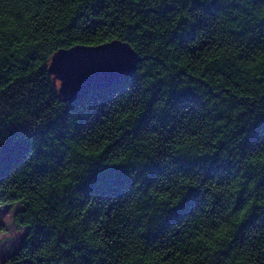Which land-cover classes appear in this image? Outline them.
I'll list each match as a JSON object with an SVG mask.
<instances>
[{
  "label": "trees",
  "instance_id": "obj_1",
  "mask_svg": "<svg viewBox=\"0 0 264 264\" xmlns=\"http://www.w3.org/2000/svg\"><path fill=\"white\" fill-rule=\"evenodd\" d=\"M195 3L0 0L11 264H264V0ZM125 40L133 75L64 100L59 51ZM117 168L127 185L89 187Z\"/></svg>",
  "mask_w": 264,
  "mask_h": 264
},
{
  "label": "snow or ice",
  "instance_id": "obj_2",
  "mask_svg": "<svg viewBox=\"0 0 264 264\" xmlns=\"http://www.w3.org/2000/svg\"><path fill=\"white\" fill-rule=\"evenodd\" d=\"M211 3V0H209ZM196 6L195 0H187V8L191 9ZM264 19V16L261 17ZM106 43L111 44L112 41ZM126 47L114 46L104 49L102 52H68L66 55L57 56L53 61V72L59 81L53 82L59 92H65L71 95L74 88L80 85L85 80L93 78L101 73L106 76L119 79L122 77L131 76L136 72V49L128 45V41H123ZM73 47H80L74 45ZM82 47L98 48L99 45H84ZM55 107V105L53 106ZM163 107V105H161ZM261 133H264V120L260 125ZM252 135L251 132L248 133ZM12 145L0 142V159L6 152L10 151ZM45 151H48L46 148ZM146 170H151L155 167L149 161L141 162ZM129 175L123 169H103L98 173L92 174L89 187H94L96 191H103L113 186L123 187L129 183ZM134 183V181H132ZM139 185H137V188ZM192 188H199L198 184H192ZM207 187V185H205ZM197 192H188L182 201H179L181 207L188 203L191 198H194ZM173 195L178 196L179 190L173 192ZM260 207L264 208V200L260 201ZM253 210L252 204L242 206L240 213V220H244L250 216ZM11 213L12 217L14 210L10 208L9 204L0 203V264H11L10 253L13 245L18 240L17 225L14 219L11 222L6 220L8 214ZM264 253V250H261Z\"/></svg>",
  "mask_w": 264,
  "mask_h": 264
},
{
  "label": "water",
  "instance_id": "obj_3",
  "mask_svg": "<svg viewBox=\"0 0 264 264\" xmlns=\"http://www.w3.org/2000/svg\"><path fill=\"white\" fill-rule=\"evenodd\" d=\"M117 45L120 47H126L127 46V45H124L123 42L112 41L111 44H109V43L103 44V45H100V47H98V48H87V47L80 46V47H73L69 50L59 51L52 58L51 65H50V73L53 74L56 78V74L52 70L53 69V61H54L55 57H57V56L66 55V51H68V52H102L104 49H108V48H111V47H114ZM136 57H137V59H136V65H137L139 62V57L137 54H136ZM129 77L130 76L115 79V78L106 76L103 73H101V74H99L93 78H90V79L82 82L80 85H78L76 88H74L71 95H68L65 92H59V93L64 98V100H74V99H77L80 96L86 94L87 92L93 91L95 89H102V88H106V87L116 85V84L128 79Z\"/></svg>",
  "mask_w": 264,
  "mask_h": 264
},
{
  "label": "rangeland",
  "instance_id": "obj_4",
  "mask_svg": "<svg viewBox=\"0 0 264 264\" xmlns=\"http://www.w3.org/2000/svg\"><path fill=\"white\" fill-rule=\"evenodd\" d=\"M9 206H10L11 209L14 210V214H13V219H14V215L20 209V206L17 205V204H13V205H9ZM17 234H18V240L13 245L10 255L18 250V248L20 246V243H21V241H22V239L24 237L25 230L23 228H20L19 226H17Z\"/></svg>",
  "mask_w": 264,
  "mask_h": 264
},
{
  "label": "clouds",
  "instance_id": "obj_5",
  "mask_svg": "<svg viewBox=\"0 0 264 264\" xmlns=\"http://www.w3.org/2000/svg\"><path fill=\"white\" fill-rule=\"evenodd\" d=\"M12 219H13V217H12L11 213H9L8 216L6 217V220H7L8 222H11Z\"/></svg>",
  "mask_w": 264,
  "mask_h": 264
}]
</instances>
